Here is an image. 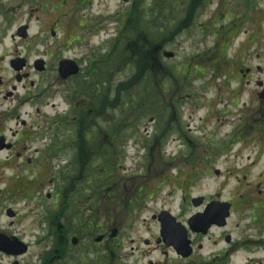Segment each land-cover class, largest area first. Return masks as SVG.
<instances>
[{
	"label": "flooded vegetation",
	"instance_id": "obj_1",
	"mask_svg": "<svg viewBox=\"0 0 264 264\" xmlns=\"http://www.w3.org/2000/svg\"><path fill=\"white\" fill-rule=\"evenodd\" d=\"M87 2L56 0L52 9L63 10L53 20L51 12L41 14V0H0V264H133L130 256L138 249L132 239L126 245L121 241L131 234L133 212L148 207V196L137 180L123 175L126 181L116 180L123 156L117 141L144 137L133 133L131 110L122 114L131 105L118 108L116 81L99 74L101 56L103 61L114 60L115 40L125 26L82 55L84 41L97 28L106 30L97 21L84 31L88 24H82L75 7ZM124 3L130 13L132 1ZM168 8L172 14L160 17V27L167 23L175 29L173 37L196 27L200 35L213 37L210 72L183 69L178 70L180 80L176 78L189 81L195 71L208 78L197 89L181 86L190 92L186 98L195 99L193 91L213 94L200 101L206 109L201 121H211L212 127L200 125V137L194 141L180 132L183 139L173 161L193 174L176 171V192H181L176 212L162 207L151 215L157 226L152 241L169 248L175 264H264V0H171ZM36 13L45 17L41 23ZM31 16L36 26L39 23L33 34ZM123 37L121 33L119 39ZM131 39L129 31L124 41ZM61 61L75 62L79 71L61 78ZM132 89V84H124L119 97L127 99ZM169 108L161 106L160 116L166 118ZM224 123L229 130L220 134ZM174 130L179 132L176 126ZM169 144L160 137V155ZM245 149L249 156L243 160ZM200 176L216 181L217 189L195 193L202 189L199 179L196 182ZM231 179L234 184L225 191ZM122 183L124 189L130 186V195L122 196L123 191L118 199L110 196ZM119 201L125 203L126 222L109 216ZM225 210L228 216L222 218ZM163 212L174 218L175 238L176 232L184 234L188 246L180 236L175 245L164 240ZM205 212L202 225L189 224ZM231 217L236 220L233 228L228 224ZM148 238L140 244L148 246ZM204 245L209 250L199 252Z\"/></svg>",
	"mask_w": 264,
	"mask_h": 264
},
{
	"label": "rangeland",
	"instance_id": "obj_2",
	"mask_svg": "<svg viewBox=\"0 0 264 264\" xmlns=\"http://www.w3.org/2000/svg\"><path fill=\"white\" fill-rule=\"evenodd\" d=\"M40 1V0H36ZM43 3H45V6L40 5L41 7V14L45 10L49 13L53 20L57 16L58 12L63 10V8H57L52 9V6L56 5V0H41ZM125 0H88L86 4H84L80 8H76L75 11L76 15L80 18L84 26V31L89 30V28L94 27L98 22L101 24H104L106 27V30L103 31L100 28H97L94 33H92L90 39L85 40L83 43V48L81 50L82 55L87 56L88 51L91 48H97L99 46V41L102 39H107L108 36L114 35V30L121 27L120 25L126 26L129 20V15L127 13L128 11V5L127 3H124ZM132 1L134 5V10L132 13V16L136 14V12H140L143 15H145V19H153L155 16L157 18V14L160 12V0H128ZM70 0H68L69 4ZM132 5V6H133ZM65 6V5H64ZM214 5H209V10H214ZM23 14V13H22ZM22 18H24V15H22ZM170 14V13H169ZM167 14V15H169ZM36 15H38L36 13ZM40 17V20L38 21L41 23V20H44L45 17L42 15H38ZM126 16V18H125ZM84 17V19H82ZM89 17V18H88ZM160 17V14H159ZM31 19V32L32 34L36 32L38 29V24L36 26V22H34L33 16L30 17ZM131 19V16H130ZM132 17V21H133ZM88 20H90L88 22ZM160 20V19H159ZM68 21V20H65ZM49 19L47 22V27L49 26ZM160 23V22H159ZM132 24V23H131ZM216 28V27H214ZM192 31V32H191ZM212 32V31H210ZM181 41V42H180ZM180 42V43H179ZM116 44L114 46V50L117 48ZM213 45V37L210 34L206 35H200V31L197 32V27L193 30L187 31L184 33L182 37H176V39L170 40V42L166 43L165 50L174 52L175 57L173 60H166L162 57V55L159 54L157 63H155V70L153 67L152 74H153V82L154 84H151V88L153 91V94L151 95V99H154L155 97L158 98V94L160 93V100L157 99V101L149 100L150 103H154L155 107L161 108V106L169 107V102L173 101V107L169 108L168 115L166 116L165 124L162 128L157 130L156 125L158 124L157 116L151 115L150 113L153 112H147L145 116L142 117L141 120H139L138 124L135 126L136 131L133 133L138 132L140 136L144 135V137L149 134L151 135L153 131L157 132L156 139L162 138V141H167L169 144L167 148V153L165 155H160V150L158 151V148H160V140L158 141H152V140H142L138 139L139 142L134 146H132V141L128 140H118L117 144H120V147L126 149V157L124 161L122 162L120 167H117V173H116V180L117 181H126L123 177L137 180V183L141 184L145 188V192L149 194V197L147 198L145 204L148 205V207H145L146 209L144 211H140V209L135 210L134 213V221H132V231L131 234L126 238V240L121 241V245L129 244L128 239L134 240V243L132 246L136 248L138 246V249H135L132 256H130V262L133 264H175L174 263V254L171 253L170 249L167 248H158V246L153 243V233H157V226L154 222H151L150 217L154 212H159V209L161 210L162 207L172 209L173 212H176V203L178 201V198L181 195L180 191L176 192L177 185L174 183V174H176V171L178 169L189 171V168L184 166L183 164H180L178 167H176L174 159V154H176L177 149H175V146L180 144L181 136L179 135L180 132L184 134V137H188L191 140H195L194 137L199 136V126L203 125V121H201V118L206 114V109L202 107V104L200 101L208 100L212 97V93H202V92H196L193 91L192 93L195 94L194 98H185L186 96V89L183 88L181 85H186L184 83H179L177 79L173 78L174 73L176 74L178 71H176L180 66V61H184L182 63V68L186 70L188 65V69L194 70H203L210 72L211 68L213 67V60L208 56L209 50L212 48ZM111 46V44H109ZM78 51V49H77ZM105 52V50H104ZM102 52V54L104 53ZM76 55L78 52H75ZM101 54V55H102ZM83 65L86 63L85 57H82ZM186 62V63H185ZM154 66V65H153ZM232 64H229L227 68H231ZM129 73L131 74V70L114 72L112 73V80L117 79L118 81L124 80V77H128ZM123 75L122 77H119L117 75ZM204 76L196 75L195 71V77L190 79L187 84L190 88H199L200 85L203 84L208 78L203 79ZM132 81H129V83ZM128 83V84H129ZM131 84V83H130ZM134 86V85H132ZM137 86V85H136ZM138 87V86H137ZM135 88L134 90H137L138 88ZM186 87V86H185ZM122 87L118 89V99L119 94L121 92ZM126 91V90H125ZM189 91V90H188ZM58 98H56L53 102L56 104L58 102ZM194 102V103H192ZM119 103V107H120ZM60 112V110H58ZM161 111V110H160ZM156 120L154 123L151 122L153 118ZM133 117V115L131 116ZM129 119V118H128ZM126 119V121H129ZM232 118L227 119L226 122L231 121ZM161 120V116H160ZM117 121L119 119L117 118ZM169 124V127L167 128V123ZM202 123V124H201ZM174 126H176L179 130V132H174ZM204 127L207 129H210L212 127L211 121H208L207 124H204ZM221 132L218 131L220 134L224 133L229 130L230 125L229 124H222ZM161 133V134H160ZM200 137V136H199ZM152 142V143H151ZM156 143V145H153ZM126 144V146H124ZM148 144V147L150 149L149 151V158L146 160L145 151L141 147L142 145ZM150 145V146H149ZM237 146H235L236 148ZM242 158L245 160L249 153L247 149L244 150ZM229 162L230 159H229ZM236 164H239V160H235ZM217 167L219 169H223L222 166L223 162H217ZM231 165V164H230ZM233 165V164H232ZM228 166V165H227ZM191 170V168H190ZM193 174L192 170L188 172V174ZM143 174V175H141ZM141 175V176H140ZM198 184L201 186L202 189H196L195 193H203L207 194L209 192H214L217 189L218 183L216 181L209 180L208 177H202L196 179ZM232 180V179H231ZM130 182V181H129ZM134 185V183H131ZM160 184V187H158ZM233 180L228 181L227 183V189L225 191L231 190L233 186ZM123 185H126V183L120 184L118 187H115L112 192L109 193L110 196H120V192L122 193V196H129V192L132 191L130 189V186H126L125 189ZM158 187V188H157ZM123 189V190H122ZM109 195L107 197H109ZM150 198V199H149ZM123 206H125L124 202H117L116 204L112 205L110 207V213L109 216L114 220V218L117 219L118 222L124 221L126 222V216L123 213ZM117 207V208H114ZM175 208V210H174ZM117 210V211H116ZM116 211V212H114ZM108 217V214H106ZM113 223V222H112ZM231 228H233L236 225L235 217H231L230 223H228ZM149 229V234L146 235L144 233V229ZM129 229V228H127ZM236 231H235V234ZM149 236V238H148ZM239 236V234H238ZM146 238L149 239V245L143 246L140 244L141 240H145ZM210 246L204 245L201 251H208ZM215 247H212L211 249H214ZM195 252H197L195 250ZM194 252V253H195ZM196 254V253H195ZM145 255V256H144ZM197 256V255H196ZM195 258V255L193 259ZM137 261V262H135ZM196 261V260H195ZM195 264V263H193ZM207 264V263H205Z\"/></svg>",
	"mask_w": 264,
	"mask_h": 264
},
{
	"label": "trees",
	"instance_id": "obj_3",
	"mask_svg": "<svg viewBox=\"0 0 264 264\" xmlns=\"http://www.w3.org/2000/svg\"><path fill=\"white\" fill-rule=\"evenodd\" d=\"M170 1L167 0L162 3L157 18L155 16L153 19H145L142 14L131 15V22H129V26H125L126 29L123 31L125 36L115 50L116 56L114 60L108 57L107 61H103L99 67L101 78L105 75H110V72L113 70L118 72L120 70L126 71L130 69L132 71V76H130L132 82L130 83L134 85V88L138 86V89L133 90V98L132 92H128L129 96L127 99L123 97V102L134 104L138 109L145 107V104H147L145 109H149V100L157 101V97L151 99V95L153 94L151 84H154L151 70H153V67L154 70L156 68L154 64L156 62L154 50L160 46V32H162L164 40L166 41L170 38L169 36H173L175 31V29L169 28L167 23L164 27H160L161 23H159L162 12L165 11L164 3ZM132 17L134 18L133 21ZM129 31L131 32L132 39L131 43H126L124 40H128Z\"/></svg>",
	"mask_w": 264,
	"mask_h": 264
},
{
	"label": "water",
	"instance_id": "obj_4",
	"mask_svg": "<svg viewBox=\"0 0 264 264\" xmlns=\"http://www.w3.org/2000/svg\"><path fill=\"white\" fill-rule=\"evenodd\" d=\"M158 50H160V49H158ZM173 56H174V54L171 52H163V57L166 59H171V58H173ZM71 69H70V67H67V65L65 64V65H61L59 72H60L61 76L65 77V76H67V75H69L75 71V70H71Z\"/></svg>",
	"mask_w": 264,
	"mask_h": 264
}]
</instances>
